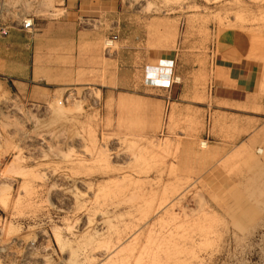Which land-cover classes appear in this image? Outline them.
Wrapping results in <instances>:
<instances>
[{"label":"rangeland","instance_id":"obj_1","mask_svg":"<svg viewBox=\"0 0 264 264\" xmlns=\"http://www.w3.org/2000/svg\"><path fill=\"white\" fill-rule=\"evenodd\" d=\"M25 17L29 77L0 58V264H264V0H0Z\"/></svg>","mask_w":264,"mask_h":264},{"label":"crops","instance_id":"obj_2","mask_svg":"<svg viewBox=\"0 0 264 264\" xmlns=\"http://www.w3.org/2000/svg\"><path fill=\"white\" fill-rule=\"evenodd\" d=\"M74 23L77 26L78 14L74 12ZM47 27V25H46ZM27 33L25 31L19 30L17 32H12L9 37L6 38L5 44L9 46L7 53L0 52V58L6 56L8 58L7 62L9 64L8 71L11 76L17 79H27L29 77L30 65L32 60L36 55V43L32 45V41L35 39L34 32ZM30 35L31 38H28ZM41 36V35H40ZM5 40V39H4ZM25 41V42H24ZM45 49L47 47L45 46ZM222 73L225 74L226 79L220 88L224 92L225 96H231L232 98H227L229 101H238L237 96L240 92H246L252 85L253 77L250 75V70L248 68H236L234 65L221 66ZM17 72V73H16ZM252 73V72H251ZM36 78L39 79V74L37 73Z\"/></svg>","mask_w":264,"mask_h":264},{"label":"built area","instance_id":"obj_3","mask_svg":"<svg viewBox=\"0 0 264 264\" xmlns=\"http://www.w3.org/2000/svg\"><path fill=\"white\" fill-rule=\"evenodd\" d=\"M17 26L14 25H3L0 24V40L6 39L12 33V30L16 29ZM35 22L33 18L25 17L22 23L19 25V29L27 33H32L35 30ZM118 40V36L112 37L110 40L111 44ZM178 82V80H177Z\"/></svg>","mask_w":264,"mask_h":264},{"label":"bare ground","instance_id":"obj_4","mask_svg":"<svg viewBox=\"0 0 264 264\" xmlns=\"http://www.w3.org/2000/svg\"><path fill=\"white\" fill-rule=\"evenodd\" d=\"M108 44L111 45V42H109Z\"/></svg>","mask_w":264,"mask_h":264}]
</instances>
